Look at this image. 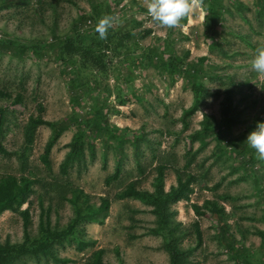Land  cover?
<instances>
[{
	"label": "rangeland",
	"instance_id": "obj_1",
	"mask_svg": "<svg viewBox=\"0 0 264 264\" xmlns=\"http://www.w3.org/2000/svg\"><path fill=\"white\" fill-rule=\"evenodd\" d=\"M99 1L106 2L113 28L122 22L134 34L151 31L140 45L171 36L177 54L189 52L187 61L206 57L201 79L206 93L199 108L185 115L193 94L182 76L170 78L139 64L133 43L130 52L126 48L110 54L106 73L97 74V86L89 89H95L102 99L108 97L104 124L115 130L108 134L87 128L83 157L61 174L59 166L75 129L69 127L54 142L46 166L40 157L51 130L38 127L27 164L40 182L34 185L28 203L21 205V209L29 208L34 235L41 203L51 207L52 225L63 228L74 218V209L66 200L71 189H81L96 206L107 198V215L100 224L79 221L72 236L54 245L55 256L69 262L40 255L26 256L15 264H86L100 248L110 264H169L163 237L152 231L157 226L152 207L132 197H117L132 182L137 189L152 192L160 165L165 191L176 184L177 173L197 178L189 200L171 206L175 212L172 222L186 232L180 237V247L192 249L187 264H264V159L246 142L257 123L264 122V74L251 67L257 49L264 48V8L258 0H220L222 17L210 30L198 0H193L195 6L186 21L175 27L154 22L147 12L148 0H122L118 5L116 0ZM89 12L90 0H27V4L0 7V40L7 37L30 47L48 45L70 35L79 16ZM90 28L91 24L85 30ZM127 74L131 76L126 80ZM67 84L60 62L33 51L18 56L0 52V92L22 96V103L15 105L0 98L2 144L10 152L0 153V175H20L17 152L23 145L22 128L28 117L38 114V104L45 120L68 119L76 111L81 124L87 121L89 99L84 95L75 103ZM205 114L213 118V130L198 135ZM116 168L117 178L107 180ZM206 199L217 200L222 214L201 209L205 215H195L192 205L202 206ZM195 223L201 233L200 245ZM78 237L92 244L80 251ZM22 239L20 215L1 212L0 242Z\"/></svg>",
	"mask_w": 264,
	"mask_h": 264
},
{
	"label": "trees",
	"instance_id": "obj_2",
	"mask_svg": "<svg viewBox=\"0 0 264 264\" xmlns=\"http://www.w3.org/2000/svg\"><path fill=\"white\" fill-rule=\"evenodd\" d=\"M122 0H116V5ZM202 5L205 16V26L207 29L214 30L216 24L221 20L224 10L220 0H198ZM259 5L264 8V0H258ZM16 4H27V0H0V7ZM105 1L90 0V12L88 15H81L72 28L70 35L55 39L53 43L32 47L18 42L17 40L4 37L0 40V52L8 53L12 56L34 52L38 56H45L54 62H60L63 65L64 72L68 80V89L71 99L78 103L87 96L89 99L87 121L81 124V117L78 112H73L68 119L49 121L42 116L43 108L41 104L37 105V115H31L22 128L23 145L17 152L20 161V175L4 174L0 175V213L10 210L20 215L22 219L23 239L20 242L12 243L10 241L0 242V264H15L26 256H43L51 258L54 262L67 263L70 260L58 258L54 253V245L57 242L67 240L74 234L75 227L79 221H90L102 223L106 217L110 202L107 198H102L98 206L89 203L88 196L78 188L70 190V197L67 202L74 209V218L63 228L52 225L50 220L51 207H43L40 204V214L38 222V233L34 235L31 231V220L29 208L21 209V205L28 203L29 196L34 192V185L40 181L28 169L27 156L34 140L35 132L40 126H48L51 130L50 137L46 142L44 152L40 159L46 166L50 164L48 155L51 147L63 131L69 127L75 129L71 141L68 143V152L60 163L61 174H66L68 168L83 157L84 144L87 139V128L95 132L104 131L108 134L113 132V126L104 124V118L107 115L106 100L108 97L100 98V95L89 89V86H97L95 77L97 74H104L107 71L110 54L116 55L127 48L130 52L133 43L134 49H138V54L134 58L143 66L154 67L167 74L170 78L176 75L182 76L187 85H189L193 94L191 106L185 110V115L196 111L201 105L202 99L206 93L201 79L205 75L202 65L207 60L206 57H199L195 61H187L189 52L185 51L179 55L174 49L171 36L164 39L156 37L155 41L147 46L140 45V40L151 33L147 30L142 33H132L126 31L123 23H119L118 29L111 25L107 29L106 37L101 39L96 31L98 20L109 12L105 11ZM236 6L240 4L236 2ZM107 13V14H106ZM108 16H112L109 14ZM124 21V20H121ZM182 22L186 21L184 17ZM125 22H127L125 20ZM91 24L90 30H85L87 25ZM90 27V26H89ZM212 35H214L212 33ZM218 45V44H215ZM124 52V51H123ZM112 55V56H114ZM89 75L91 77H89ZM130 74L126 75V80L130 79ZM85 95V96H84ZM226 102L229 101V92L226 93ZM0 98L9 99L13 105L22 103V96L16 94L12 96L9 93L0 92ZM3 109L0 108V153L9 155L10 152L3 146ZM213 118L207 114L203 115L201 128L198 135L208 133L213 130ZM249 163H251L249 161ZM27 171L26 174L24 172ZM118 168L107 178L116 179ZM197 178L192 174H176V184L164 190V167L158 166L155 177L154 190L152 192L137 189L135 183H130L125 189L117 194L118 198L138 199L152 207V212L156 215L157 226L152 231L160 234L164 240V249L168 253L169 264H187L192 252L191 248L180 247V237L186 235L181 224L173 223L171 218L175 212L171 206L181 200H189V195L193 192L191 185ZM225 197V196H223ZM221 198V197H219ZM201 209L214 214H222L223 207L215 199L204 200L202 206L192 205L195 215H205ZM196 230L197 245L201 243V233L198 223L194 224ZM225 228V226H224ZM92 244L78 237L77 249L80 251ZM104 250L97 249L92 252L86 264H110L103 259Z\"/></svg>",
	"mask_w": 264,
	"mask_h": 264
},
{
	"label": "clouds",
	"instance_id": "obj_3",
	"mask_svg": "<svg viewBox=\"0 0 264 264\" xmlns=\"http://www.w3.org/2000/svg\"><path fill=\"white\" fill-rule=\"evenodd\" d=\"M193 0H148L147 12L152 20L162 27H175L189 15L194 8ZM113 17L105 15L98 20L96 31L101 39L106 37L107 29L111 27ZM252 69L264 74V48H259L251 62ZM246 142L256 150L260 159H264V122H258L256 127L246 137Z\"/></svg>",
	"mask_w": 264,
	"mask_h": 264
}]
</instances>
